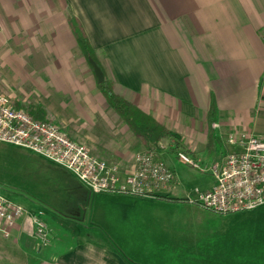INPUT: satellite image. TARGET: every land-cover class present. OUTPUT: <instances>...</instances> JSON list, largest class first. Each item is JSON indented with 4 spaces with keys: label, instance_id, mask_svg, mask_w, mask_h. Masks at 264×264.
I'll use <instances>...</instances> for the list:
<instances>
[{
    "label": "crops",
    "instance_id": "1",
    "mask_svg": "<svg viewBox=\"0 0 264 264\" xmlns=\"http://www.w3.org/2000/svg\"><path fill=\"white\" fill-rule=\"evenodd\" d=\"M71 15L115 91L191 151L207 152L198 139L208 141L213 100L219 139L233 129L264 136V0H0V75L16 106L127 171L147 147L99 89ZM178 184L166 193L191 195ZM60 189L59 202L28 200L46 206L54 247H33L25 216L0 233V264H251L192 247L193 220L213 211L197 203L95 192L70 170Z\"/></svg>",
    "mask_w": 264,
    "mask_h": 264
},
{
    "label": "built area",
    "instance_id": "2",
    "mask_svg": "<svg viewBox=\"0 0 264 264\" xmlns=\"http://www.w3.org/2000/svg\"><path fill=\"white\" fill-rule=\"evenodd\" d=\"M0 142L45 155L65 166L95 192L153 195L166 193L176 183L175 171L158 151L150 149L138 152L135 167L123 171L120 163H111L94 155L58 122L38 118L28 110L17 107L2 89ZM225 144L230 149L215 159L191 151L183 143L171 145L179 160L201 172H210L214 178L211 187H197L187 197L188 201L219 213L258 207L264 203V136L249 130L233 129L226 134ZM25 216L30 217L41 245H49L51 229L44 211H34L0 190V233L9 236Z\"/></svg>",
    "mask_w": 264,
    "mask_h": 264
},
{
    "label": "rangeland",
    "instance_id": "3",
    "mask_svg": "<svg viewBox=\"0 0 264 264\" xmlns=\"http://www.w3.org/2000/svg\"><path fill=\"white\" fill-rule=\"evenodd\" d=\"M0 89L8 94L1 75ZM214 123L217 122L209 124L208 141L205 137L202 138L204 139L203 142L201 138L198 139L201 149L207 151L205 156L212 159L219 158L226 152L223 137L219 139V135L215 132L211 134V127L214 129L218 126V123L216 126H214ZM210 135L214 137L213 140H210ZM176 141H179V139L163 138L158 143H153L151 149L159 150V153L161 151L165 152L161 154V157L175 171L179 181L178 189L182 188L184 190L186 188L189 190L187 192L192 194L197 187L204 188L207 186L213 176L210 172H201L179 160L171 148V145ZM184 143L183 145L188 148L187 144ZM146 150L137 151V153ZM120 164L122 165L121 162ZM123 171L125 170L123 169ZM68 172L69 170L65 166L43 154L12 143L0 142V190L25 206L31 207L28 201L31 197L41 201L59 202L60 199L58 200V198L62 197V195H59L63 193L60 188L65 179L68 180ZM169 192L172 193L175 190L171 188ZM38 205L41 208H37V211L43 210L45 214H48L44 204L40 203ZM199 215L197 219L193 220V225L189 230L193 236H191L192 247L207 251L210 254L212 251L215 253H229L228 255H231L232 260L247 261L251 264H264V203L253 209L230 213L212 211L209 214L202 213ZM57 226L67 231L69 228L63 222H58ZM27 229L34 237L33 247L40 248L42 251L51 249L60 239L56 230L54 235H52L53 232L51 233L49 245L44 246L38 240L35 227L31 221L28 223ZM69 232L73 234V231L69 230Z\"/></svg>",
    "mask_w": 264,
    "mask_h": 264
},
{
    "label": "trees",
    "instance_id": "4",
    "mask_svg": "<svg viewBox=\"0 0 264 264\" xmlns=\"http://www.w3.org/2000/svg\"><path fill=\"white\" fill-rule=\"evenodd\" d=\"M70 22L72 28L77 36L79 46L88 59V62L93 69L89 58H94L100 65L97 54L95 53L91 42L83 28L79 23L78 19L74 16H70ZM94 70V69H93ZM105 71V79L102 82H98V87L106 97V100L112 106L116 112L120 115L122 121L130 126L136 137H138L147 149H151L153 143H158L163 138H172V133L170 129L162 122L157 120L151 113L146 112L130 100H128L123 95L117 93L114 89V81L109 77L108 73ZM217 115V105L215 100L212 101L208 114V122L211 125ZM213 129L211 127V134ZM210 140H213L212 135H210ZM177 145L181 141H176ZM157 198L167 201L174 202H187V197H176L171 196L168 193H154Z\"/></svg>",
    "mask_w": 264,
    "mask_h": 264
},
{
    "label": "water",
    "instance_id": "5",
    "mask_svg": "<svg viewBox=\"0 0 264 264\" xmlns=\"http://www.w3.org/2000/svg\"><path fill=\"white\" fill-rule=\"evenodd\" d=\"M90 63L93 66L95 75L97 77L98 82H102L105 79V71L103 67L94 59V58H89Z\"/></svg>",
    "mask_w": 264,
    "mask_h": 264
}]
</instances>
